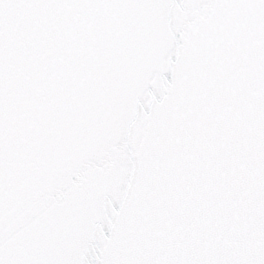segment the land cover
I'll list each match as a JSON object with an SVG mask.
<instances>
[{
	"label": "snow or ice",
	"instance_id": "obj_1",
	"mask_svg": "<svg viewBox=\"0 0 264 264\" xmlns=\"http://www.w3.org/2000/svg\"><path fill=\"white\" fill-rule=\"evenodd\" d=\"M0 264H264V0H0Z\"/></svg>",
	"mask_w": 264,
	"mask_h": 264
}]
</instances>
